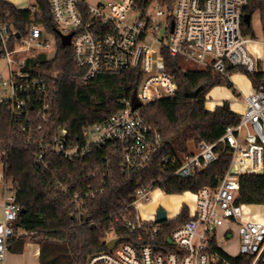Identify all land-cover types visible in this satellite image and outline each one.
Wrapping results in <instances>:
<instances>
[{
  "label": "built area",
  "instance_id": "built-area-1",
  "mask_svg": "<svg viewBox=\"0 0 264 264\" xmlns=\"http://www.w3.org/2000/svg\"><path fill=\"white\" fill-rule=\"evenodd\" d=\"M47 2L53 33L33 22L20 33L11 14L0 9V58L6 62V76L0 73V106L39 149V162L47 154L73 161L93 147L111 142L121 155L125 174L149 166L162 140L140 110L177 92L165 54L190 64L183 66L179 61L181 72H211L222 79H230L227 68L251 77L260 74L253 94L244 98L245 108L236 125L227 127L215 142L188 145L178 163L170 155L161 160L164 167L175 166L170 176L186 179L205 171L225 150L230 151L229 168L217 185L193 193L195 212L188 210V219L181 226L162 235L161 223L155 219L145 222L137 213L138 203L148 200L153 186L138 189L131 199L136 215L124 223L127 232L135 234L133 240L119 241L109 235L106 243L116 239L113 246L89 255L85 264H234L231 259L238 257L250 259L249 264L264 263V222L242 220L245 205L236 203L240 177L259 174L264 162V31L259 42L262 61H257L246 45L258 42L242 33L247 0H174L170 9L155 0H107L96 5L86 0ZM67 35H71L68 46L73 62L83 70L75 77L81 83L104 72L137 69L141 73L135 87L140 108L132 110L131 99L121 100V108L105 121L83 126L75 142L65 128L40 135L50 117L48 99L61 74L37 64L54 59L57 43ZM218 145L221 150H216ZM17 191L16 185L4 181L0 264H6L10 239L27 234L16 226L21 212ZM71 198L80 218L84 201L77 192ZM219 230L225 240L234 234L238 237L236 256L227 255L218 246Z\"/></svg>",
  "mask_w": 264,
  "mask_h": 264
},
{
  "label": "trees",
  "instance_id": "trees-1",
  "mask_svg": "<svg viewBox=\"0 0 264 264\" xmlns=\"http://www.w3.org/2000/svg\"><path fill=\"white\" fill-rule=\"evenodd\" d=\"M33 1L30 8L20 10L0 0V9L11 14V21L20 33L30 22L55 32L47 0ZM155 1L168 9L174 2ZM255 13L259 14L264 31V0H247L245 14L252 19ZM242 33L255 38L251 22L249 25L242 23ZM165 63L176 81V95L143 106L140 110L148 123L157 128L162 144L154 152L149 166L134 170L129 175L122 171L121 155L111 142L93 147L84 157L73 161L53 154H47L42 162L37 161L39 149L11 121L6 108L0 106L2 178L18 187L16 203L22 212L18 215L16 226L27 233L10 239L11 251L21 242L19 249L14 251L21 253L24 241L29 238L37 240L39 264H85L89 255L107 249L109 235L119 241L133 240L135 234L128 233L124 223L133 220L136 215L131 199L138 189L153 186V189L160 188L165 194H182L197 193L204 187L217 185L230 165L228 149L205 171L186 179L170 176L175 166L164 167L161 160L170 155L178 163L189 142H215L223 136L227 127L236 125L240 115L232 112L227 102L213 111H207L205 98L217 86H226L234 94L238 92L230 79H222L220 75L202 71L181 72L179 59L166 54ZM37 66L61 74L55 92L48 99L50 117L40 135L46 136L56 129L65 128L74 142L79 140L83 126L105 121L121 108V100L131 99L141 78L137 69H127L100 73L81 83L75 77H79L83 70L74 64L70 47L59 42L54 59L47 62L41 60ZM227 72L230 76L243 71L227 68ZM249 77L252 85L256 86L260 74ZM185 88L192 91L200 89V92L190 99L185 96ZM216 150H221V145ZM160 179L164 181L159 182ZM76 192L84 201L80 218H77L71 198ZM91 192H94L93 197ZM236 203L264 205V168L262 174L240 177ZM187 219L188 208L183 205L176 218L160 224L162 235L178 228ZM231 261L234 264L250 263V259L241 257Z\"/></svg>",
  "mask_w": 264,
  "mask_h": 264
},
{
  "label": "rangeland",
  "instance_id": "rangeland-1",
  "mask_svg": "<svg viewBox=\"0 0 264 264\" xmlns=\"http://www.w3.org/2000/svg\"><path fill=\"white\" fill-rule=\"evenodd\" d=\"M105 1L107 0H86V2L91 5H96L100 2H105ZM33 4H34L33 0H23L17 6H19V8H22V10H25L30 8ZM251 26L254 31L255 38L252 39L250 37V40L251 39L255 40L258 43L249 42L246 45V47L250 52H252V54L254 55L257 61H262V48H261V44L259 43L260 41H262V29L260 25V16L258 13H255L252 16ZM179 61L182 63L183 66L190 65L184 61L181 60ZM0 73L3 74V77L6 76V62L2 58H0ZM229 78L230 81L233 83L234 87H236L237 90L240 92V95L237 96V94H234L233 91L227 88L226 86L214 87L207 93L205 98L206 99L205 106L207 109L208 108L209 109L211 108L212 110L215 109L213 108L212 105L220 97H225V99L231 97L233 101L242 103L244 105V98L253 94L254 87L252 85V81L248 76V74L244 72H235L231 74ZM193 143L195 142L191 141L188 143V145L192 147ZM263 168H264V162H263ZM0 172H2L1 164H0ZM178 204L179 206L177 207ZM183 205L188 208L190 213L195 212L196 198L193 195V193L184 192L182 194H165L162 192L160 188H154L150 191L147 201L145 202L140 201L138 203L137 213L145 222H153L155 219L157 209L161 207L165 210L167 219H174L178 216L180 208ZM242 220H258L264 222V205H245L242 208ZM221 233H222L221 230H219L218 246L222 248L227 255L231 257L236 256L238 254V246H239L238 237L236 236V234H234L233 238H231L230 240H225L222 237ZM112 237L113 235H110V238ZM36 241L37 240L27 238L26 241L24 242L31 243L32 247H38ZM26 243H24L23 245H25ZM20 245L21 242L15 245L14 248H12V250L13 251L18 250ZM22 250H25V252L22 253V255L14 256L13 258L14 264H38V262L34 258L36 253L35 251L31 250L29 245L24 246Z\"/></svg>",
  "mask_w": 264,
  "mask_h": 264
},
{
  "label": "crops",
  "instance_id": "crops-1",
  "mask_svg": "<svg viewBox=\"0 0 264 264\" xmlns=\"http://www.w3.org/2000/svg\"><path fill=\"white\" fill-rule=\"evenodd\" d=\"M3 1H5V2H8V3H10V4H12V5H14L16 8H18V9H20V10H22V8H19V6H17L18 4H20L23 0H3ZM233 84V83H232ZM219 87V86H218ZM236 88V87H235ZM236 90H237V88H236ZM237 92H239L238 90H237ZM238 95L237 96H239L240 95V92L239 93H237ZM230 99H232L231 97H228L227 99H225V97H220V98H218L216 101H215V103H213V108H216L217 106L218 107H220V106H222L223 104V102H227L228 103V105H229V108H230V110L232 111V112H234V113H236V114H240L242 111H243V108H244V105L242 104V103H239V102H235V101H233V99L232 100H230ZM222 104V105H221ZM205 109L207 110V111H211L212 109L210 108H206V106H205ZM214 110V109H213ZM212 110V111H213ZM4 190V181H3V178H2V172H0V221L2 220V207H1V204H2V196H3V193H2V191ZM179 205H177V207H178ZM182 207V206H181ZM181 209V208H180ZM180 212V211H179ZM26 243V242H25ZM33 244V243H32ZM27 245H29V247L31 248V250H33V251H35V253H36V255H35V259H36V261L38 262V257H39V246L38 247H32V245H31V243H26L25 245H23V247H22V249L24 248V246H27ZM31 245V246H30ZM25 252V250H22V252L21 253H16V252H12V251H10L8 254H7V257H6V264H14V256H19V255H22V253H24ZM37 252H38V254H37ZM38 264H39V262H38Z\"/></svg>",
  "mask_w": 264,
  "mask_h": 264
},
{
  "label": "water",
  "instance_id": "water-1",
  "mask_svg": "<svg viewBox=\"0 0 264 264\" xmlns=\"http://www.w3.org/2000/svg\"><path fill=\"white\" fill-rule=\"evenodd\" d=\"M243 22L245 24L249 25L251 22L250 15L244 14L243 15ZM70 38H71V35H67V36L62 37L61 38V45L62 46H68L70 44ZM184 92H185V96L187 98L193 99L199 94L200 89L192 91V90H189L188 88H185ZM131 106H132V110H136V109L140 108V106H141V104L138 102V100L136 98V91L135 90H134L133 95L131 97ZM262 173H263V170L259 174H262ZM166 220H167V217H166L165 210L161 207L158 208L156 211V215H155V222L156 223H163ZM115 241H116V239L110 240L107 243V248H111L113 246V244L115 243Z\"/></svg>",
  "mask_w": 264,
  "mask_h": 264
},
{
  "label": "bare ground",
  "instance_id": "bare-ground-1",
  "mask_svg": "<svg viewBox=\"0 0 264 264\" xmlns=\"http://www.w3.org/2000/svg\"><path fill=\"white\" fill-rule=\"evenodd\" d=\"M159 194V193H158ZM179 205V204H178Z\"/></svg>",
  "mask_w": 264,
  "mask_h": 264
}]
</instances>
